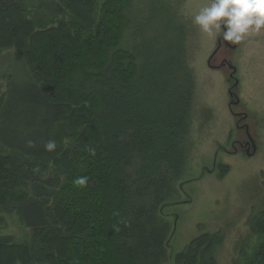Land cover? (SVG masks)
<instances>
[{"label":"trees","instance_id":"obj_1","mask_svg":"<svg viewBox=\"0 0 264 264\" xmlns=\"http://www.w3.org/2000/svg\"><path fill=\"white\" fill-rule=\"evenodd\" d=\"M130 3L0 0V50L22 58L28 79L27 90L0 98V213L32 231L22 243L0 236V264L168 257L162 208L187 162L196 81L186 26L164 0L146 4L123 46ZM80 176L86 187L74 185ZM254 221L260 239L243 264H264V209ZM222 241L203 233L177 258L217 264Z\"/></svg>","mask_w":264,"mask_h":264},{"label":"rangeland","instance_id":"obj_2","mask_svg":"<svg viewBox=\"0 0 264 264\" xmlns=\"http://www.w3.org/2000/svg\"><path fill=\"white\" fill-rule=\"evenodd\" d=\"M149 1L131 0L128 9L131 24L125 31L123 46L133 45L132 27L145 13ZM164 2L186 26L187 63L193 71L196 88L186 143L187 162L162 208L163 216L171 223V240L168 257L160 264H181L177 255L191 240L206 232L223 237L214 250L217 264H243L244 254L260 239L253 221L264 209V30L246 36L233 50L223 42L212 63L220 65L225 60L227 67L215 69L209 65V59L217 49L223 29L214 30L215 34L209 37L192 22V17L210 0ZM15 54L14 50H0V98L12 86L14 92L28 88L22 58H15ZM226 59L236 66L239 80L240 104L233 109L248 114L240 123L249 122V130L258 143L252 157L222 150V146L232 150L233 140L244 133L238 129L229 106ZM224 166L229 168L222 174ZM182 182L185 183L181 187ZM0 216V236H12L18 243L31 240L32 231L20 223L14 212Z\"/></svg>","mask_w":264,"mask_h":264},{"label":"clouds","instance_id":"obj_3","mask_svg":"<svg viewBox=\"0 0 264 264\" xmlns=\"http://www.w3.org/2000/svg\"><path fill=\"white\" fill-rule=\"evenodd\" d=\"M192 22L209 37L215 34L214 30L222 28L223 41L236 44L246 36L264 30V0H210L192 17ZM44 148L52 152L57 144L50 139ZM89 153L96 155L94 148H90ZM73 183L77 187H86L89 177H77Z\"/></svg>","mask_w":264,"mask_h":264},{"label":"water","instance_id":"obj_4","mask_svg":"<svg viewBox=\"0 0 264 264\" xmlns=\"http://www.w3.org/2000/svg\"><path fill=\"white\" fill-rule=\"evenodd\" d=\"M225 42L227 45H229V47L233 49H235L237 46H238V43L236 44H233L231 42H227V41H223L222 39V36L219 37V40H218V46H217V49L214 51V53L212 54V56L210 57L209 59V65L212 67V68H215V69H223L225 67H227V65L225 64H220V65H215L212 63V58L213 56L215 55V53H217V50L219 49L220 46H222V43ZM223 61V60H222ZM226 61L228 62V68H226L225 72H226V75H227V80L230 82V87H229V95H230V108L232 110V112H234V114H236L235 110L233 109L234 106L240 104V98L238 96V93H237V88H238V85H239V80L238 78L236 77V72H237V68L236 66L229 60V59H226ZM236 118L237 117H241L240 115L236 114ZM248 116V114H247ZM241 119L238 121V123H240ZM250 131V130H249ZM251 134V133H250ZM254 134L252 133L250 135V139L247 143V149H245V152L244 154H246L247 156L249 157H252L256 154L257 152V148H258V143L256 141V138H254ZM222 150H226L225 147L222 146ZM230 152L232 151H239L236 147H233L232 148V151L229 150ZM216 167V166H215ZM214 167V169H215ZM209 172L212 171L213 169H208ZM185 182H182L181 183V187L183 186ZM171 240V238H170ZM170 240L168 242V244L170 243ZM173 256V253L171 252V257Z\"/></svg>","mask_w":264,"mask_h":264},{"label":"flooded vegetation","instance_id":"obj_5","mask_svg":"<svg viewBox=\"0 0 264 264\" xmlns=\"http://www.w3.org/2000/svg\"><path fill=\"white\" fill-rule=\"evenodd\" d=\"M229 46V45H228ZM222 63H224L225 64V60H223L222 61ZM229 84H230V82H229ZM231 85V84H230ZM239 105V104H238ZM238 105H236V106H238ZM236 112V111H235ZM233 114H234V112H232ZM236 114H238V115H240L241 117H237L236 118ZM236 114H234V116H235V118H236V121H237V123H236V125H237V127H238V129L243 133V137H239V138H237V139H235V140H233V142H232V148L233 147H236L239 151H232V152H236V153H238V152H242L243 154H244V152H245V149H247V143H248V141H249V139H250V135L252 134L250 131H249V122H243L242 124L241 123H238V121L240 120V119H243V118H245V119H247V113L246 112H244V111H237L236 112ZM242 121V120H241ZM251 133V134H250ZM225 151H227V152H230L228 149H226ZM244 151V152H243Z\"/></svg>","mask_w":264,"mask_h":264}]
</instances>
